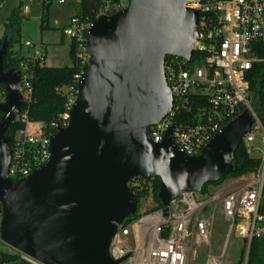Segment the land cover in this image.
<instances>
[{
    "label": "water",
    "instance_id": "obj_1",
    "mask_svg": "<svg viewBox=\"0 0 264 264\" xmlns=\"http://www.w3.org/2000/svg\"><path fill=\"white\" fill-rule=\"evenodd\" d=\"M201 0H128L100 14L86 35L87 70L65 127L49 137V159L27 177L8 176L6 135L21 100L20 71L4 70L9 43L0 46V240L40 264H119L108 247L117 226L137 209L130 179L160 180L157 199L166 214L181 191L200 192L232 168L234 151L248 133L247 109L223 126L196 156L172 145L170 126L153 142L148 126L171 109L164 84L166 56L188 60L197 39Z\"/></svg>",
    "mask_w": 264,
    "mask_h": 264
},
{
    "label": "built area",
    "instance_id": "obj_2",
    "mask_svg": "<svg viewBox=\"0 0 264 264\" xmlns=\"http://www.w3.org/2000/svg\"><path fill=\"white\" fill-rule=\"evenodd\" d=\"M37 1L49 4L65 0ZM127 1L118 0L114 5L116 11L124 8ZM187 6L198 13V36L193 42L192 53L198 52L202 56L196 64L189 62L192 54L188 60L178 56L164 60V84L173 96V104L165 116L148 126L149 137L155 143L160 142L173 125L170 133L172 145L186 155L196 156L223 126L247 109L252 124L249 132L243 135L241 144L250 155L254 150L262 152L260 166L249 182L223 195L181 191L168 203L166 214L162 206L141 214L126 226L119 224L108 247L111 259L126 256L119 264H236L240 261L246 264L251 239L264 235V143L262 149L256 144V136L264 142V130L250 104L247 78V72L254 64L264 62V0H201ZM27 12L28 7L23 4L22 13ZM92 22L78 12L62 29V34L75 42L77 57L87 61L86 35ZM24 46L32 48L30 54H23L30 61L43 59L41 46L28 41ZM16 68L20 71V94L26 107L15 115V121L22 123L23 127L15 132L9 146L8 176L20 179L49 159V137L58 127L67 126L69 110L77 95V83L86 71L76 76L74 86L57 88L66 96L65 108L45 130L40 122L30 120L26 113L32 88L25 62H20ZM192 95L198 99L206 98L207 104L198 107L192 118H187ZM4 97L5 91L3 96L0 88V102ZM214 200L220 204L228 222V237L235 233L241 239V250L234 262L223 261L226 245L219 251L210 242L213 217L207 208ZM212 210H215V204Z\"/></svg>",
    "mask_w": 264,
    "mask_h": 264
},
{
    "label": "trees",
    "instance_id": "obj_3",
    "mask_svg": "<svg viewBox=\"0 0 264 264\" xmlns=\"http://www.w3.org/2000/svg\"><path fill=\"white\" fill-rule=\"evenodd\" d=\"M117 2L118 0H79V14L83 18L94 21L102 13L112 14L115 12L116 9L113 8V6L116 5ZM22 6L23 0H17L16 5L10 10L9 14L1 23L2 33L0 35V46L2 45L3 38L5 37L9 43V50L3 57L2 66L3 69L6 70L9 68L18 67L22 61L25 62L32 88L31 101L28 104L26 113L30 120L40 122L42 127L47 130L49 129L47 127L49 123L56 119L65 108L66 96L65 94L57 91V88H61L62 86H74L76 76L87 70L88 61L77 57L74 41H70L69 44L68 55L71 60V65L69 66H48L43 62L44 57L42 60L38 59L35 61H30L27 56L10 50L13 42L15 41L14 35L18 34L20 24L24 18ZM41 6L44 9L43 3H41ZM41 19L43 24V17ZM200 56H202L200 53L193 52L189 62L193 61L195 64L198 63ZM168 58L169 56H166L165 60ZM190 65L193 66L192 63ZM247 78L249 81V91L251 94L250 104L261 121L264 130V62L254 64L247 72ZM0 88L3 91L4 96V85L2 83H0ZM190 99L192 102V107L188 112L187 118H192L193 115L197 113L198 107L207 104L206 98L198 99L192 95L190 96ZM1 115L2 113L0 112V117ZM191 120L194 121L193 119ZM22 127L23 124L17 121H14L13 124L8 126L6 135H8L10 138L9 146L11 145L15 132ZM259 166L260 157L248 154L244 144L242 143L234 151L231 171L214 183L203 184L201 192H206L205 187L207 185L220 184L226 178L239 177L249 173H255ZM132 181L137 184L133 185L131 183ZM128 182L130 191L137 197V209L133 214L128 215L122 221V226L130 224L140 217L137 211L139 202L141 199L146 198L149 194H152L156 205L146 212H150L162 207V204L159 202L156 196L160 185V180L158 177L149 179L135 177L130 179ZM262 198V209L264 211V187ZM1 212L2 209L0 205V216ZM0 264L33 263L24 259L19 252H9L0 249ZM236 264H241V261L237 262ZM246 264H264V235L251 239L248 247Z\"/></svg>",
    "mask_w": 264,
    "mask_h": 264
},
{
    "label": "rangeland",
    "instance_id": "obj_4",
    "mask_svg": "<svg viewBox=\"0 0 264 264\" xmlns=\"http://www.w3.org/2000/svg\"><path fill=\"white\" fill-rule=\"evenodd\" d=\"M16 3L17 0H1L0 35L2 33L1 23ZM23 4L27 5L28 12L24 14L18 34L14 35L15 41L10 50L20 54H30L32 48L24 46V42L28 41L32 44L41 46L40 48L43 50V62L45 65H71V60L68 55L70 38L62 34V29L68 24L69 18L79 12V0H65L63 3L52 1L49 4H44V9L41 6V2L37 0H23ZM113 8H115V6H113ZM42 17L44 19L43 24ZM63 90H66V88L63 87ZM256 137V144L259 149H262L264 142H262L260 136ZM261 153L262 152L259 150H254L251 152V155L260 156ZM254 175L253 173H249L239 177H229L220 183V185H207L205 191H213L223 195L236 186L246 184ZM213 192H211V194ZM214 204L215 210H212ZM155 205L156 203L153 200L152 194L147 195L146 198L141 199L139 202L138 214L141 215L145 213L149 209L155 207ZM207 209L209 210L208 213H211L210 215L213 217L210 238L212 247L219 248L220 251V248L226 245L223 261H236L241 250V239L235 233H231L228 237V222L225 220L222 210L220 209V204L217 203V201L214 200L211 202ZM0 249L9 252H17L1 240ZM20 255L26 260H32L21 253ZM199 260H202V257ZM32 263L38 264L36 261Z\"/></svg>",
    "mask_w": 264,
    "mask_h": 264
},
{
    "label": "crops",
    "instance_id": "obj_5",
    "mask_svg": "<svg viewBox=\"0 0 264 264\" xmlns=\"http://www.w3.org/2000/svg\"><path fill=\"white\" fill-rule=\"evenodd\" d=\"M218 185H220V184H218ZM211 192H213V191H208V193H211Z\"/></svg>",
    "mask_w": 264,
    "mask_h": 264
},
{
    "label": "flooded vegetation",
    "instance_id": "obj_6",
    "mask_svg": "<svg viewBox=\"0 0 264 264\" xmlns=\"http://www.w3.org/2000/svg\"><path fill=\"white\" fill-rule=\"evenodd\" d=\"M30 262V261H29ZM32 263V262H31Z\"/></svg>",
    "mask_w": 264,
    "mask_h": 264
}]
</instances>
